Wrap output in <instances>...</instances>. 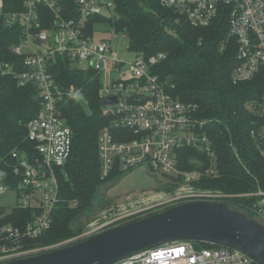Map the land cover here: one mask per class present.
I'll list each match as a JSON object with an SVG mask.
<instances>
[{"label": "built area", "instance_id": "2783aa9c", "mask_svg": "<svg viewBox=\"0 0 264 264\" xmlns=\"http://www.w3.org/2000/svg\"><path fill=\"white\" fill-rule=\"evenodd\" d=\"M75 2L81 10L79 20L62 17L59 0H24L22 11L6 10L5 1L0 0V21L8 26L21 25L23 38L14 51L25 54L23 71L14 70L13 65L0 68L3 73L16 75L21 85L35 83L43 94V105L28 124L29 139L36 143L40 158L32 163L24 153L15 152L13 157L18 164L12 174L19 179L9 180L11 184L6 182V171L0 170V192L16 190L19 205L37 210L39 214L23 228H4L12 245L0 246V262L54 250L185 202L230 203L237 197H251L255 200L248 208L264 219V186L259 185L252 192L229 193L194 184L216 174L214 151L210 136L204 130L205 122L196 117V106L178 100L154 72L155 66L166 57L165 53L149 57L136 54L132 60L122 59L111 41L94 39L85 33V19L101 13L111 14L113 1ZM161 3L184 13L196 26L209 25L226 9L229 34L238 41L239 64L234 81L251 79L264 66V0H161ZM41 4H46L55 16V28L51 31L41 28ZM57 55L67 56L82 67L97 71L104 100L117 97V103L105 105L104 113L114 120L103 127L99 135L102 178L106 179L116 165L121 171L147 166L163 175V180L176 185L173 192L162 190L161 184L157 191L129 194L122 203L102 209L80 235L51 245L26 248L22 242L39 238L52 225L59 202L57 169L64 166L73 146V131L61 110L65 92L48 70L49 60ZM115 130L120 131L121 141L116 139ZM262 140L264 142V130ZM184 147L201 149L211 157V164L204 166L200 160L195 169L180 167L178 150ZM195 242L163 244L116 264H260L239 249L199 247Z\"/></svg>", "mask_w": 264, "mask_h": 264}, {"label": "trees", "instance_id": "16d2710c", "mask_svg": "<svg viewBox=\"0 0 264 264\" xmlns=\"http://www.w3.org/2000/svg\"><path fill=\"white\" fill-rule=\"evenodd\" d=\"M4 1L6 10L25 9L24 0ZM112 1L111 14L85 19L86 36L96 39V26L103 24L112 33L123 34L129 51L135 55L165 53L154 72L178 100L196 106V117L205 122L204 130L214 151L216 174L194 184L229 193L252 192L264 186V66L253 78L234 81L239 64L238 41L229 34L227 10H221L209 25L196 26L184 13L163 6L161 0ZM59 5L65 19L81 18L75 0H59ZM39 11L41 28L53 30V12L46 4H41ZM22 38L21 25L8 26L0 21V67L13 65L18 72L24 70L25 54L14 51ZM100 39L112 42L106 37ZM48 70L65 92L61 110L73 131V146L64 166L57 169L59 202L52 225L39 238L22 242L26 248L55 244L84 232L87 224L113 202L109 187L129 172L116 165L106 179L102 178L99 135L114 117L104 113L100 74L64 55L50 59ZM42 105L43 94L35 83L21 85L16 75L3 73L0 68V170L8 174L7 183L19 179L12 174L18 164L15 152L24 153L32 163L40 158L36 143L29 139L28 124ZM119 133L115 130L116 139L121 141ZM201 151L193 147L179 149L180 167L195 169L200 160L204 166L210 165L211 157ZM161 184L162 190L169 192L176 185L169 180ZM254 200L237 197L230 203L255 215L249 209ZM36 213L19 204L12 210L0 206V246L12 245L3 231L5 227L23 228ZM195 243L199 247L222 246Z\"/></svg>", "mask_w": 264, "mask_h": 264}, {"label": "water", "instance_id": "95a60500", "mask_svg": "<svg viewBox=\"0 0 264 264\" xmlns=\"http://www.w3.org/2000/svg\"><path fill=\"white\" fill-rule=\"evenodd\" d=\"M117 97L104 100L117 103ZM202 241L239 249L264 264V219L242 206L192 201L170 206L54 250L0 264H116L163 244Z\"/></svg>", "mask_w": 264, "mask_h": 264}, {"label": "rangeland", "instance_id": "374dc122", "mask_svg": "<svg viewBox=\"0 0 264 264\" xmlns=\"http://www.w3.org/2000/svg\"><path fill=\"white\" fill-rule=\"evenodd\" d=\"M96 39L106 37L112 40L114 49L118 52L119 56L125 60H132L135 54L128 49V39L123 34L112 33L106 26H96ZM81 66V65H80ZM86 68V67H83ZM107 83L109 78L106 79ZM164 176L153 172L149 167L143 166L133 169L132 171L124 173V175L117 180L116 183L111 185L108 189L110 197L113 202L110 205H118L126 200L129 194H143L144 192H152L160 189V181H163ZM159 186V187H158ZM136 199V198H135ZM137 200V199H136ZM19 204L17 191L8 189L5 192H0V206L8 210H12ZM136 206V205H135ZM165 207V206H162ZM85 231V230H84Z\"/></svg>", "mask_w": 264, "mask_h": 264}, {"label": "flooded vegetation", "instance_id": "af4514ba", "mask_svg": "<svg viewBox=\"0 0 264 264\" xmlns=\"http://www.w3.org/2000/svg\"><path fill=\"white\" fill-rule=\"evenodd\" d=\"M86 229V228H85ZM83 233V232H82ZM78 235H80V234H78ZM78 235H76V236H78ZM76 236H74V237H76ZM81 239H83V238H79L78 240H75V241H73V242H78V241H80Z\"/></svg>", "mask_w": 264, "mask_h": 264}]
</instances>
